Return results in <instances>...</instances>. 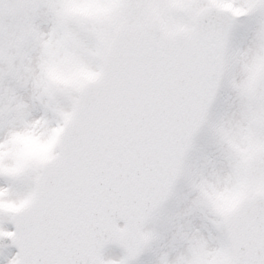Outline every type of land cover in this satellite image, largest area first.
I'll use <instances>...</instances> for the list:
<instances>
[{
    "label": "snow or ice",
    "instance_id": "1",
    "mask_svg": "<svg viewBox=\"0 0 264 264\" xmlns=\"http://www.w3.org/2000/svg\"><path fill=\"white\" fill-rule=\"evenodd\" d=\"M66 56L101 79L50 85ZM66 123L30 171L34 203L0 229L9 264H264V0H0V136ZM108 244L125 256L105 260Z\"/></svg>",
    "mask_w": 264,
    "mask_h": 264
},
{
    "label": "clouds",
    "instance_id": "2",
    "mask_svg": "<svg viewBox=\"0 0 264 264\" xmlns=\"http://www.w3.org/2000/svg\"><path fill=\"white\" fill-rule=\"evenodd\" d=\"M69 12L87 13L88 8L75 6L69 2ZM44 75L48 83L57 88L85 93L89 87L98 83L101 73L94 71L88 64L78 58L66 56L62 60H51L44 67ZM70 123V121L68 122ZM68 124L52 129L48 137L35 135L31 127L12 129L0 136V178L19 181L36 166H47L53 163L58 153L55 149L62 143ZM214 200L228 201L223 192L208 193ZM246 193L233 198L239 203ZM35 195H26L13 200L9 189L0 187V211L22 214L34 203Z\"/></svg>",
    "mask_w": 264,
    "mask_h": 264
},
{
    "label": "rangeland",
    "instance_id": "3",
    "mask_svg": "<svg viewBox=\"0 0 264 264\" xmlns=\"http://www.w3.org/2000/svg\"><path fill=\"white\" fill-rule=\"evenodd\" d=\"M37 23L42 31H49L52 27V22L49 18L41 16L38 18ZM21 94L24 95L26 102L29 104L35 103L36 108L33 110L32 118H38L40 115H43V109L39 106L38 102H33L31 99L30 90H21ZM64 105L67 108H70V101H64ZM51 115V114H49ZM0 187H7L9 189L10 198L13 200L23 198L26 196L34 187H35V178L34 174H27L19 181H13L6 178H0ZM11 213L0 212V229L6 231H13V228L10 223ZM166 249H161L164 251ZM180 251H184L183 248L176 251L169 252V260L175 259ZM145 251L141 253L139 257L131 261L130 264H158V252ZM17 251L13 248L0 249V264H9V261ZM125 256V252L116 246H110L106 248L103 252V258L105 260H115L119 261Z\"/></svg>",
    "mask_w": 264,
    "mask_h": 264
},
{
    "label": "water",
    "instance_id": "4",
    "mask_svg": "<svg viewBox=\"0 0 264 264\" xmlns=\"http://www.w3.org/2000/svg\"><path fill=\"white\" fill-rule=\"evenodd\" d=\"M119 222H123V221H119ZM11 223L13 224V227L15 230V224L13 223L12 217H11ZM9 246H14L18 250V248L14 244H12V241L9 238L5 237L2 240H0V247L6 248Z\"/></svg>",
    "mask_w": 264,
    "mask_h": 264
},
{
    "label": "flooded vegetation",
    "instance_id": "5",
    "mask_svg": "<svg viewBox=\"0 0 264 264\" xmlns=\"http://www.w3.org/2000/svg\"><path fill=\"white\" fill-rule=\"evenodd\" d=\"M153 252H151V254H152Z\"/></svg>",
    "mask_w": 264,
    "mask_h": 264
}]
</instances>
